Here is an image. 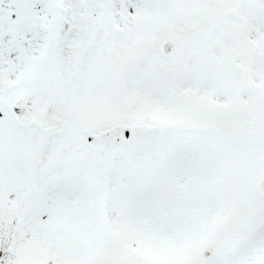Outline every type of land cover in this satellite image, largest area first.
<instances>
[{"label":"snow or ice","instance_id":"obj_1","mask_svg":"<svg viewBox=\"0 0 264 264\" xmlns=\"http://www.w3.org/2000/svg\"><path fill=\"white\" fill-rule=\"evenodd\" d=\"M0 264H264V0H0Z\"/></svg>","mask_w":264,"mask_h":264}]
</instances>
